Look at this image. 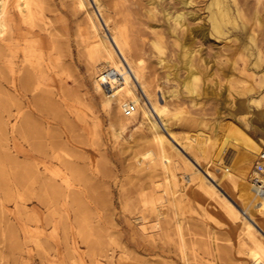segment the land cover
I'll return each instance as SVG.
<instances>
[{
    "label": "rangeland",
    "instance_id": "1",
    "mask_svg": "<svg viewBox=\"0 0 264 264\" xmlns=\"http://www.w3.org/2000/svg\"><path fill=\"white\" fill-rule=\"evenodd\" d=\"M74 1L0 0V264H251L239 236L243 218L264 224V212L250 204L257 191L248 211L242 204L264 150V0H229L241 26L229 23L225 33L212 29L214 0H88L87 8ZM91 9L107 39L112 26L123 28L127 56L142 66L152 97L159 93L161 114L131 76L168 139L164 159L142 108L128 113L114 95L106 103L95 86L109 65L89 61ZM181 11L182 24L174 26L171 14ZM10 29L27 35L31 58L43 67L27 91L13 86L22 69L7 61L16 48ZM191 68L198 79L188 93ZM25 116L34 119L21 132L16 123ZM193 170L225 200L199 188ZM227 200L238 217L225 209ZM164 208L168 217L157 223Z\"/></svg>",
    "mask_w": 264,
    "mask_h": 264
},
{
    "label": "bare ground",
    "instance_id": "2",
    "mask_svg": "<svg viewBox=\"0 0 264 264\" xmlns=\"http://www.w3.org/2000/svg\"><path fill=\"white\" fill-rule=\"evenodd\" d=\"M125 0H116L115 3L117 2H122ZM260 1V0H259ZM3 2V1H2ZM43 2V1H42ZM74 2H77V4L79 5L78 7H85L87 8V3L89 4L90 1H86V0H76ZM213 2H215L217 8L216 9H212L211 11V14H210V18H211V23H212V29L213 30H216L218 32H221V33H225L227 30L226 28L228 27L229 23L232 24V26H239L240 25V22L238 20V17H237V14H235V11L234 9L232 8V2L229 1V0H214ZM211 3V2H210ZM262 3V1H261ZM23 4V3H22ZM2 5V3H1ZM47 6V5H46ZM126 6V5H125ZM25 7V6H24ZM3 8V7H2ZM26 8V7H25ZM4 9V8H3ZM20 9V8H19ZM22 10V9H21ZM20 10V11H21ZM24 10V9H23ZM127 10V9H126ZM3 11V10H2ZM41 11V10H40ZM128 11V10H127ZM251 11V10H250ZM7 12V11H6ZM24 12V11H23ZM125 12V11H124ZM256 12V11H254ZM22 13V12H21ZM108 13V12H107ZM3 14V13H2ZM25 14V13H23ZM22 14V15H23ZM86 14H88V27H89V33H90V36L92 38V41H90L91 43V46H92V53H91V59L89 61L92 62V64L94 63H98V62H103V66L105 65H109V67L105 68L106 69H109L107 72L104 71V73L102 72L98 81L96 82V88H100L104 93L103 95H105L104 97V101L106 103H108L110 101V99L113 97V95L115 96V98L117 99V101L120 103V106H124L126 107L128 105V109L131 111L130 112H134L136 111L138 108H142V113L144 115V117L148 120L149 122V127L152 129V132H153V137L156 139L157 141V144H158V152H159V157L160 158H163L164 159V151H166V143H168V139L166 137V135L161 132V128L159 127V124L157 123V121L155 120V117L152 119V118H149V115L152 114V110L151 108L147 105V103H141L140 102V97L139 95L137 94L136 92V85H135V82L133 80V77L142 84V87L145 91V93L148 95V98H149V101L151 102V105L153 107V109L158 113V114H161L163 110V108L165 106H163L159 100L160 98L158 99L159 97V93L158 94H155L157 95L158 97H152V93L151 91H148L147 88H146V82L144 80V78H142L141 76V73H140V70H139V66L140 63L138 61H134V60H131L128 56H127V41H126V37H125V33H124V30L122 27H120V25H114L112 26V35H111V39H107L106 35L104 34V32H100V29H101V23L99 21V18L97 17V14L95 13V11L93 9L91 10H87ZM117 14V13H116ZM1 15V14H0ZM43 15V14H42ZM107 15V14H106ZM109 15V14H108ZM184 15V12H177V13H173L171 14L172 18H173V21H174V26L175 25H181L182 23H179V19L181 17H183ZM2 16V15H1ZM31 17V16H29ZM258 17V16H257ZM3 20V18H1ZM26 20V19H25ZM132 20V19H131ZM4 22V21H3ZM36 22V20H35ZM116 22V21H115ZM257 22H260L259 20H257ZM121 23V22H120ZM261 24V23H259ZM173 25V24H172ZM241 26V25H240ZM258 26V25H257ZM260 26V25H259ZM39 27V26H38ZM11 28V27H10ZM136 28V27H135ZM259 29V27H257ZM3 29V28H2ZM1 29V30H2ZM102 30V29H101ZM6 30H4L5 32ZM58 31V30H57ZM128 31V30H127ZM7 32V31H6ZM3 33L4 35L6 34ZM130 32V31H129ZM132 32V31H131ZM9 33V37H11L13 40H14V44H15V50L13 51V54L12 56H10L9 58H7V61L11 64V65H14L16 67V71L19 70V69H22L20 72L21 74L19 75H16L14 76V82H13V86H15L16 90L17 89H22L23 90L25 89L27 91V89L29 90V86L32 85L30 84L32 81H41L42 78H43V75H41V73L39 72H42L43 71V67L38 64L39 62H34L33 60V57L31 58V52L33 53V48H32V43L30 41V39H28L27 35L24 34V33H21V32H14L12 29H10V31H8ZM135 34V33H134ZM0 35L2 36L1 32H0ZM3 35V36H4ZM133 35V34H132ZM7 36V34H6ZM5 36V37H6ZM8 37V38H9ZM55 37V36H53ZM82 38V37H81ZM1 39V38H0ZM52 39V38H51ZM142 39V38H141ZM131 40V39H130ZM150 40V39H149ZM262 40V39H261ZM133 43L131 44L132 47L133 45L135 44L134 40H132ZM161 41V40H160ZM35 43V41H34ZM152 43L153 45H155L159 50H160V45L161 43L159 42V40L157 39H153L152 40ZM8 44V43H7ZM137 44V43H136ZM135 44V45H136ZM3 45V44H2ZM6 45V43H5ZM134 45V46H135ZM137 46V45H136ZM162 46V45H161ZM37 47V46H36ZM14 48V47H12ZM40 48V47H39ZM58 48V47H57ZM60 48V47H59ZM136 49V47H134ZM2 49V48H1ZM0 49V50H1ZM10 49V48H9ZM44 49V48H43ZM42 49V50H43ZM139 49V48H138ZM10 51V50H9ZM137 51V50H136ZM133 50V52H136ZM162 51V49H161ZM12 52V51H11ZM18 52L21 53V65H15V60H14V57L17 56ZM35 52V51H34ZM119 52L120 54L123 56V59L124 61L127 63L131 73H129V71H127L124 63H123V59L121 58V56H119ZM42 53V51H41ZM188 53H190L188 51ZM9 54V52H8ZM137 54V52H136ZM185 54V53H184ZM244 54V53H243ZM14 55V56H13ZM37 55V52L35 54V56ZM138 55V54H137ZM164 55V54H163ZM42 56V55H41ZM37 57V56H36ZM134 57H137V56H134ZM41 58V57H40ZM53 58V57H52ZM43 59V58H42ZM145 59V58H144ZM164 59V58H163ZM191 58H189V56L186 54V64H190L188 63ZM259 57H257L256 60H254V63L255 64H259L260 61H259ZM54 61V60H53ZM159 61L161 62L162 59L160 58ZM47 62V61H45ZM49 62V61H48ZM163 62V61H162ZM59 63V62H58ZM57 63V64H58ZM67 63V62H66ZM18 64V63H17ZM20 64V63H19ZM50 64V63H49ZM56 64V63H55ZM59 65V64H58ZM190 65L188 67H190ZM47 66V65H46ZM57 66V65H55ZM63 66V65H62ZM58 67V66H57ZM142 67V66H141ZM148 67V66H147ZM61 68V67H60ZM96 68V67H95ZM42 70V71H40ZM15 71V72H16ZM60 71V70H59ZM62 72V71H61ZM44 74V73H43ZM71 74V73H70ZM132 74V75H131ZM198 74V73H197ZM194 73L193 69L191 68L189 70V73L187 74L188 76V79L185 81L184 83V87L185 89L187 90L188 93H193L196 89H195V82L196 80L198 79V75ZM133 76V77H131ZM186 76V77H187ZM72 77V76H71ZM145 77V76H144ZM75 78V77H74ZM264 79V78H262ZM76 80V79H75ZM149 81V80H148ZM36 84L38 82H35ZM148 84V82H147ZM149 84H150V81H149ZM151 85V84H150ZM34 86V85H32ZM156 86V85H155ZM37 87V86H36ZM149 88H151L149 86ZM37 89V88H36ZM98 89V90H100ZM34 90V88H33ZM105 90V91H104ZM154 90V88L152 89ZM21 91V90H20ZM44 91V90H43ZM41 92V91H40ZM46 92V91H44ZM174 92V91H173ZM172 91H170L168 94H172L173 93ZM177 92V91H176ZM35 93V92H34ZM110 93V94H108ZM156 93V92H155ZM161 94V93H160ZM39 95V94H37ZM42 95V94H41ZM35 96V95H34ZM161 96V95H160ZM168 96V95H167ZM32 97V96H31ZM144 97V96H143ZM34 98V97H33ZM42 98V96H41ZM45 98V97H44ZM43 98V99H44ZM82 99V98H81ZM161 100H164V99H161ZM148 101V100H147ZM33 102V101H32ZM36 103V102H35ZM33 102V104H35ZM110 103V102H109ZM104 104V103H103ZM23 105V104H22ZM21 105V106H22ZM27 105H28V102H27ZM37 105V103H36ZM20 106V107H21ZM31 106V105H30ZM33 106V105H32ZM35 106V105H34ZM38 106V105H37ZM35 106V107H37ZM48 107V106H47ZM53 107H56V106H53ZM32 108V107H31ZM41 108V107H39ZM59 108V107H58ZM55 109V108H54ZM20 110V109H18ZM57 110V109H56ZM83 111V110H82ZM18 112V111H17ZM24 112V111H23ZM32 112V111H31ZM60 112V110H59ZM156 113V114H157ZM16 114V113H15ZM27 112H26V116H27ZM25 115V114H24ZM30 115V114H29ZM48 115V114H47ZM25 116V119L23 118V121H19L17 122V128L19 130L22 131H25V127L28 129V121L32 118L29 117L26 118ZM24 117V116H23ZM34 119V118H33ZM71 119V118H70ZM21 120V119H20ZM41 120V119H40ZM39 120V121H40ZM84 120V119H83ZM37 121V120H36ZM71 121V120H70ZM34 122V120L32 121ZM42 122V121H41ZM29 124H34V123H29ZM37 124V123H36ZM110 124V123H109ZM38 125V124H37ZM126 125V122L122 123L121 126L124 127ZM74 126V125H73ZM54 127V126H53ZM52 127V128H53ZM30 128V127H29ZM51 128V129H52ZM47 129V128H46ZM29 132V130H26ZM60 131V130H59ZM20 132V131H19ZM78 132V131H77ZM131 133V132H130ZM30 134V132L28 133ZM33 134V133H32ZM28 136V135H27ZM32 136V135H31ZM33 137V136H32ZM74 137V135H73ZM30 138V136H29ZM39 138V137H38ZM84 138V137H83ZM82 138V139H83ZM54 139V138H53ZM71 139V138H70ZM75 139V138H74ZM78 139V138H77ZM98 139V138H97ZM34 141V140H32ZM38 141V140H37ZM47 142V141H46ZM78 142H80L78 140ZM35 144V143H34ZM155 144V145H157ZM154 145V146H155ZM242 145V144H241ZM33 146V145H32ZM36 146V145H35ZM38 147L39 144H38ZM50 147V146H49ZM171 147V146H170ZM244 147V146H243ZM36 148V147H35ZM73 149V147H72ZM60 152V151H59ZM69 152V151H68ZM38 153V152H37ZM164 153V154H163ZM46 154V153H45ZM31 155V154H30ZM169 155V152L168 154ZM245 155V152L243 151L241 156L243 157ZM83 156V155H82ZM64 157V156H63ZM156 157V156H155ZM184 157V156H183ZM247 156H244V159L246 158ZM77 158V157H76ZM103 158V157H102ZM40 159V158H39ZM95 159V158H94ZM187 159V158H186ZM45 160V159H44ZM166 160V159H165ZM184 160V159H183ZM40 162V161H39ZM38 162V163H39ZM188 163V162H187ZM232 163V162H231ZM33 165V164H32ZM233 165V164H232ZM35 166V164H34ZM82 166V165H81ZM80 166V167H81ZM105 166V165H104ZM167 168H170V165L168 163V165H166ZM226 166V165H225ZM39 167V166H38ZM37 167V170L39 171V168ZM228 167V166H227ZM34 168V167H33ZM70 168V167H69ZM105 168V167H104ZM229 168V167H228ZM43 169V168H42ZM47 167H45L44 170H46ZM82 169V168H81ZM173 169V168H171ZM170 169V170H171ZM187 169V168H186ZM190 169V168H189ZM36 170V169H35ZM34 170V171H35ZM44 170H41L44 171ZM233 170V169H231ZM63 171V170H62ZM226 171H229V170H225ZM72 172V170H71ZM108 172V171H107ZM231 172V171H229ZM208 173L212 174L210 171H208ZM232 173V172H231ZM226 174V173H224ZM39 175H40V171H39ZM43 176V175H42ZM65 176V175H63ZM82 176V175H81ZM86 176V175H85ZM84 176V178H85ZM207 176L203 173H199L198 171L196 170H193L192 171V178L195 180L196 183H198L199 185V188H203V191L206 192V194H208L210 196V198H214L216 199L219 203H221L223 200L225 199H220L218 198V192H216L215 188H214V185L213 183H211V181L209 179L206 178ZM227 177H230L231 179V182L232 184H235L238 180L236 179V177L233 175V177H231V175L227 174ZM41 178V177H40ZM67 177H65L66 179ZM240 178V177H239ZM63 179V178H62ZM229 179V178H228ZM44 180V179H43ZM90 180V179H89ZM168 180V179H167ZM46 182V181H45ZM165 182V181H164ZM47 186H52L53 188L55 186H53L50 182H47ZM159 183V182H158ZM167 183V182H166ZM164 183V184H166ZM169 183V182H168ZM160 184V183H159ZM163 184V185H164ZM58 185V184H57ZM154 185V184H153ZM152 185V186H153ZM167 185V184H166ZM165 185V186H166ZM170 185V184H169ZM48 186V187H49ZM161 186V185H160ZM251 186H252V189H249L247 192L244 193V196L242 198V204H243V207L245 208L246 211H248L247 209V205L249 204L250 202V194L252 191H257L255 192L252 196V200H251V203L255 208H258L260 211L264 212V188L260 187L255 180H252L251 182ZM136 187V185H135ZM158 187V186H157ZM169 187V186H168ZM166 186V188H168ZM139 188V187H137ZM136 188V189H137ZM156 188V187H155ZM170 188V187H169ZM56 190V188H54ZM160 189V188H159ZM73 190V189H71ZM135 190V188H134ZM141 190V189H140ZM143 190V189H142ZM141 190V191H142ZM168 190V189H166ZM170 190V189H169ZM169 190L167 193H169ZM61 191V190H60ZM70 191V189H69ZM75 191V190H74ZM78 191V190H77ZM165 191V190H164ZM62 192V191H61ZM143 192L145 193V190H143ZM162 192V191H161ZM79 193V192H78ZM174 195V192H172ZM103 194V193H101ZM160 194V193H158ZM157 193L154 194V196H159ZM141 195V194H140ZM146 195L145 197L147 198V194H144ZM150 196V195H149ZM153 196V197H154ZM162 196V195H161ZM221 196V195H220ZM226 196V195H225ZM94 197V196H93ZM158 197V199H160ZM138 198V197H137ZM156 198V197H155ZM162 198V197H161ZM165 198V197H164ZM175 199V196L173 197ZM222 198V197H221ZM224 198V197H223ZM136 199V198H135ZM154 199V198H153ZM227 199V198H226ZM138 200V199H137ZM222 200V201H221ZM144 201V200H143ZM171 203H172V200H171ZM170 203V205H171ZM130 204V203H129ZM144 204V203H143ZM162 204V203H161ZM174 204V203H173ZM224 206H226L225 209L228 210V212L230 213L229 215L231 217H238V209L235 207V205L230 201V200H227L225 202H223ZM140 205V204H139ZM160 205V204H159ZM164 205V204H163ZM136 206V205H135ZM144 206V205H142ZM141 207V205H140ZM164 207V206H163ZM157 208V207H156ZM159 208V207H158ZM147 209V208H146ZM159 210V209H157ZM155 212V211H154ZM141 213V212H140ZM168 214L166 212V209L164 208V210H159L156 212V222H161L160 220L162 221H166L164 220L165 218V215ZM173 214L171 216V219L173 220V224L176 227H179L183 222H181L180 224V221L177 219V216L174 213L170 212V215ZM246 215V213H245ZM244 215V216H245ZM155 216V215H154ZM152 215V217H150V220L151 218L154 220V217ZM167 216V215H166ZM168 217V216H167ZM137 218H139L140 220H138L140 223H141V226L144 225L143 223V219L145 218L144 214H140L139 216H137ZM167 219V218H165ZM169 218V221L171 220ZM232 219V218H230ZM235 219V218H234ZM237 219V218H236ZM251 219V218H250ZM110 220V219H109ZM168 221V220H167ZM168 221V222H169ZM167 222V223H168ZM165 224V223H164ZM159 225V224H158ZM184 225V224H183ZM242 225H243V229H242V234L240 237V246L243 247L245 246L246 247V255L247 257L250 259L251 261V264H264V224H261L259 222H257L256 220H249L248 218L246 219H242ZM165 227V225H163ZM173 226V225H172ZM144 227V226H143ZM168 227V226H167ZM182 227V225H181ZM166 228V227H165ZM164 228V229H165ZM101 229V228H100ZM161 229V228H160ZM163 229V230H164ZM167 229V228H166ZM177 232V231H176ZM181 232V231H180ZM166 233V232H165ZM164 233V234H165ZM169 234V232H168ZM184 234V233H183ZM180 235V234H179ZM164 236V235H163ZM182 246V245H181ZM243 263H246V262H243ZM247 264V263H246Z\"/></svg>",
    "mask_w": 264,
    "mask_h": 264
},
{
    "label": "built area",
    "instance_id": "3",
    "mask_svg": "<svg viewBox=\"0 0 264 264\" xmlns=\"http://www.w3.org/2000/svg\"><path fill=\"white\" fill-rule=\"evenodd\" d=\"M109 69H106L105 72ZM125 110L128 113L131 111V109H128V105L125 107ZM254 179L260 187L264 188V150L259 151L257 158L255 159Z\"/></svg>",
    "mask_w": 264,
    "mask_h": 264
}]
</instances>
